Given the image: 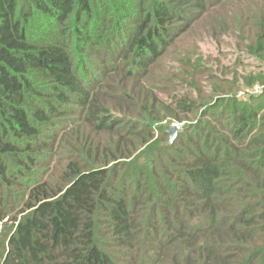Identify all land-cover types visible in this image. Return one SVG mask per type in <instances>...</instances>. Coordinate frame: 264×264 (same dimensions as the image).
Listing matches in <instances>:
<instances>
[{
    "label": "trees",
    "instance_id": "16d2710c",
    "mask_svg": "<svg viewBox=\"0 0 264 264\" xmlns=\"http://www.w3.org/2000/svg\"><path fill=\"white\" fill-rule=\"evenodd\" d=\"M246 2L264 63V0H0V264H264V73L158 94L183 34Z\"/></svg>",
    "mask_w": 264,
    "mask_h": 264
},
{
    "label": "rangeland",
    "instance_id": "374dc122",
    "mask_svg": "<svg viewBox=\"0 0 264 264\" xmlns=\"http://www.w3.org/2000/svg\"><path fill=\"white\" fill-rule=\"evenodd\" d=\"M229 9L234 12V16L230 14L225 16L220 7L211 8V17L195 24L183 34L168 57L163 59L160 65L162 71L168 72L174 81L161 85L158 94L165 102L171 104L172 97L181 99L186 91L193 93L194 98L199 96L200 90L203 96L206 92V95L213 97L216 90L219 94L237 93L238 96H244L245 83L249 75L264 73V63L251 55L246 47L249 41L241 30V28L245 30L247 21L251 23L253 20L255 15L253 4L251 10L248 2ZM192 74H196V80L189 76ZM191 84L197 86V92ZM251 90L260 89L255 85L253 89H248V92ZM174 124H180L183 129L185 124L191 123L165 121L163 126H166L168 140ZM10 231L11 227L6 233ZM2 234L0 230V235ZM4 236L3 234L2 242Z\"/></svg>",
    "mask_w": 264,
    "mask_h": 264
},
{
    "label": "water",
    "instance_id": "95a60500",
    "mask_svg": "<svg viewBox=\"0 0 264 264\" xmlns=\"http://www.w3.org/2000/svg\"><path fill=\"white\" fill-rule=\"evenodd\" d=\"M182 126L180 124H174L172 130L169 132L170 134V142H173L177 135H178V132L181 130Z\"/></svg>",
    "mask_w": 264,
    "mask_h": 264
}]
</instances>
